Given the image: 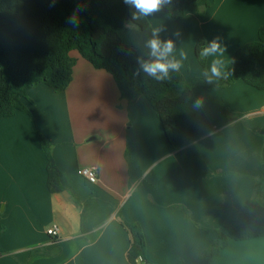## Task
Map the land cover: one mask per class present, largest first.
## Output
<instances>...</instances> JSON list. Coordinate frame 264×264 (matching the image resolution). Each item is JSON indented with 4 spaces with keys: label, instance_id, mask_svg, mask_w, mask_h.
<instances>
[{
    "label": "crops",
    "instance_id": "obj_1",
    "mask_svg": "<svg viewBox=\"0 0 264 264\" xmlns=\"http://www.w3.org/2000/svg\"><path fill=\"white\" fill-rule=\"evenodd\" d=\"M195 2L188 0L182 19L147 18L177 49L192 43L195 51L200 38L218 37L230 63L264 26V0H206L201 14ZM70 56L77 63L64 91L40 84L27 92L29 112L0 118V264H130L122 221L140 224L150 262L197 264L218 241L216 231L252 202L264 91L243 81L195 89L213 127L172 146L145 97L122 99L110 73L77 51ZM203 70L192 55L181 73L190 82ZM38 133L62 173L60 193L48 188ZM81 168H94L98 183L82 178ZM55 224L60 233L51 238ZM211 264H264V237L231 240Z\"/></svg>",
    "mask_w": 264,
    "mask_h": 264
},
{
    "label": "trees",
    "instance_id": "obj_2",
    "mask_svg": "<svg viewBox=\"0 0 264 264\" xmlns=\"http://www.w3.org/2000/svg\"><path fill=\"white\" fill-rule=\"evenodd\" d=\"M187 5L188 0H171L158 13L182 19ZM195 6L201 14L209 4L196 0ZM78 8L82 9L79 26L73 27L66 21ZM131 11L123 0H0V118L18 111L29 112L24 102L30 101L27 92L40 84L56 92L64 91L72 81L77 63L70 56L73 51L94 68L110 73L122 99L134 102L145 97L172 146L196 139L213 127L203 107H192L195 89L214 91L243 81L264 91V26L256 41L237 50L229 65L228 79L217 85L205 83L202 77L189 82L181 71L172 73L169 81L158 82L143 73L136 74L137 57L143 53V44L153 27L148 18L131 21ZM203 41H197L196 52ZM199 63L204 68V62ZM38 136L48 161V188L51 193H60L62 173L52 157L49 142L42 134ZM122 224L131 236L129 263L154 264L147 258L146 238L140 224ZM216 232L218 241L205 250L197 264H211L231 240L264 237V147L261 172L249 208L238 215L235 224H224Z\"/></svg>",
    "mask_w": 264,
    "mask_h": 264
},
{
    "label": "clouds",
    "instance_id": "obj_3",
    "mask_svg": "<svg viewBox=\"0 0 264 264\" xmlns=\"http://www.w3.org/2000/svg\"><path fill=\"white\" fill-rule=\"evenodd\" d=\"M123 3L132 10L131 21H139L160 12L166 5L171 4V0H123ZM80 11L82 9L74 10L66 22L73 27H78ZM163 31L161 27H154L151 30L150 37L143 44V53L137 57L139 65L136 70L137 75L143 73L146 77L158 82L169 81L172 78L171 74L180 72L190 56L194 55L204 62V70L200 75L205 83L217 85L220 81L228 79L230 60L218 37L200 43L199 50L196 52L192 43L177 49L173 38L162 39ZM203 106V98H195L192 104L193 109L199 110Z\"/></svg>",
    "mask_w": 264,
    "mask_h": 264
},
{
    "label": "built area",
    "instance_id": "obj_4",
    "mask_svg": "<svg viewBox=\"0 0 264 264\" xmlns=\"http://www.w3.org/2000/svg\"><path fill=\"white\" fill-rule=\"evenodd\" d=\"M79 175L91 184H97L99 181L98 174L94 168H81ZM59 233L60 227L56 224L47 229V235L51 238H57Z\"/></svg>",
    "mask_w": 264,
    "mask_h": 264
},
{
    "label": "rangeland",
    "instance_id": "obj_5",
    "mask_svg": "<svg viewBox=\"0 0 264 264\" xmlns=\"http://www.w3.org/2000/svg\"><path fill=\"white\" fill-rule=\"evenodd\" d=\"M196 8H197V7H196ZM197 9H198V8H197ZM198 10H199V9H198ZM157 15H159V13H158ZM163 16H164V15H163ZM155 17H156V16H155V14H154L153 16L150 17V19H152V21H153V19H155Z\"/></svg>",
    "mask_w": 264,
    "mask_h": 264
}]
</instances>
